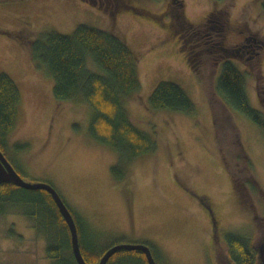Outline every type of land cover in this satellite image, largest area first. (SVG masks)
Returning a JSON list of instances; mask_svg holds the SVG:
<instances>
[{
	"label": "rangeland",
	"instance_id": "obj_1",
	"mask_svg": "<svg viewBox=\"0 0 264 264\" xmlns=\"http://www.w3.org/2000/svg\"><path fill=\"white\" fill-rule=\"evenodd\" d=\"M212 1L190 0L186 20L197 23L191 30L197 29L199 44H183L161 26L160 11L138 16L129 11L115 24L106 12L80 0H0V73L16 82L21 96L17 124L7 138V158L26 182L50 184L58 191L82 225L81 245L87 242L102 252L121 244H145L153 249L157 264H218L210 251L211 224L197 210V198L191 192L197 193V188L214 199L222 241L230 233L251 241L256 220L264 224V197L253 194L249 198L248 208L258 215L255 220L234 194L217 147L209 100L214 80L218 81L224 62L230 60L246 75L252 107L264 112L262 0ZM213 6L219 10L214 14L221 17L224 31L207 32L200 26ZM80 25L119 34L140 58L141 92L124 98V104L135 126L152 138L156 149L126 166L122 180L116 179L112 169L120 163L119 153L90 137L92 107L84 101L58 105L54 79L35 66L27 46L4 33L24 30L36 39L51 31L72 35ZM248 37L253 49L245 56L227 52L237 51ZM188 55L196 57L199 72L192 69ZM215 56L218 64L213 76ZM87 67L107 75L91 57ZM163 81L180 85L196 104L197 113L153 110L150 97ZM232 114L264 189V136L247 116ZM17 144H29V148L19 151ZM237 171L243 175L241 168ZM23 195L36 197L28 192ZM25 212L28 208L21 207L0 215V264H53L46 232L38 230V221L26 218ZM262 231L264 227L258 233L256 229L255 243ZM59 232L51 228L53 244H58ZM62 237L65 240L67 233ZM225 247L226 241L222 252ZM143 262L142 253L129 251L110 264Z\"/></svg>",
	"mask_w": 264,
	"mask_h": 264
},
{
	"label": "trees",
	"instance_id": "obj_2",
	"mask_svg": "<svg viewBox=\"0 0 264 264\" xmlns=\"http://www.w3.org/2000/svg\"><path fill=\"white\" fill-rule=\"evenodd\" d=\"M262 7L264 10V0ZM23 31L4 33L27 46L35 66L44 68L54 79V95L58 105L84 101L92 107L94 115L89 129L90 137L119 153L120 163L112 169L116 179L122 180L124 177L122 171L126 166L138 157L153 153L156 149L152 138L135 126L124 104V98L137 96L142 89L138 53L119 34L87 25L78 26L72 35L51 31L40 34L36 39ZM195 43L199 44L198 41ZM227 52L237 55L236 50ZM188 56L192 69L199 72L198 61L193 56ZM89 57L106 72V76L95 74L88 69ZM216 58L217 56L212 58L213 76L216 74L218 64ZM247 83L246 75L230 60H226L218 81L214 80L213 94L209 100L221 159L231 175L234 186L238 189L241 203L251 212V207L248 208L249 201H246L247 197L243 193V185H247L254 195L259 194L263 197L264 189L255 175L253 162L244 148L241 131L232 111L242 113L251 119L263 136L264 112L252 107L247 94ZM20 100L16 82L7 74L0 73V149L6 156L7 138L16 127ZM259 100L263 104V98L259 96ZM149 104L153 110L178 112L189 116L197 113L196 104L186 91L180 85L169 81H163L157 86ZM16 148L24 151L29 148V144H17ZM239 168L243 175H239L237 171ZM25 192L33 193L36 197H24ZM21 207L28 208L24 216L38 221L35 223L36 228L38 230L42 228L46 232V238L50 242L47 252L53 264H77L73 252L71 255L66 254L67 249L72 250L70 231L52 196L44 190L32 191L12 184L0 185V215ZM73 216L80 237L82 225L80 226L79 219L74 214ZM53 227L62 233L59 235L58 244L51 242ZM63 232L67 233L65 239L67 241L63 240ZM226 240L230 257L235 264H256V252L249 241L236 234H229ZM107 250L94 251L87 242L84 246L81 245L87 264H99ZM122 252L129 251L117 253L108 264ZM143 260L144 264H148L144 254Z\"/></svg>",
	"mask_w": 264,
	"mask_h": 264
},
{
	"label": "flooded vegetation",
	"instance_id": "obj_3",
	"mask_svg": "<svg viewBox=\"0 0 264 264\" xmlns=\"http://www.w3.org/2000/svg\"><path fill=\"white\" fill-rule=\"evenodd\" d=\"M80 1H82L84 4H87L96 11L106 12L110 16V19L111 17L114 19L113 23L115 24L119 22V18L121 16L129 15V11H134L136 13L134 15L136 16L151 14L153 13L152 11H160L159 13L160 15H158V18L160 19L161 26L166 27L170 31V33H173V37L177 36V38L180 39L183 44H187L192 41L197 42V29L195 32L191 30L193 28H197V23L194 24L187 22L186 14H185V11H187L188 6L191 5L190 0H80ZM144 3H148V4L144 5ZM215 4H217V2ZM151 5H155V8L151 9ZM214 11H219V10L216 9L215 6H213L210 12L204 17L203 23L200 26L206 27L205 30L207 32L218 31V28L224 31L226 29L225 25H223L221 17L215 16ZM205 30L203 32H205ZM199 34H202V32H200ZM251 42L252 40L249 39L248 37L246 38L245 42L239 46V49H237V53L240 57L245 56L247 53L250 52V50L253 49V45L250 44ZM232 187L234 189V194L238 198L239 203H241L237 192L238 189L237 187L234 186L233 180H232ZM243 189H244L243 193L247 197L246 201H249V198L253 196V193L250 192L249 187L247 185H243ZM191 192L197 198V210L199 211V213L200 212L203 213L206 216V219L211 224L210 251H214L216 255V251L218 250V248L222 247V243L225 241L227 244V240L222 241L221 239L222 224H221V219L219 217V213L217 212L215 207L214 199L210 195H207L204 191L198 188H197V193H195L194 191ZM243 193L242 196L244 197ZM251 212L254 215V219L256 220V218H258V215H256L255 210L252 209ZM257 221L258 220H256L255 222L254 237L251 239V241L249 240L252 245V248L254 249L256 244L255 243L256 229L258 233L259 229H262L264 225L261 222L259 221L257 222ZM258 225L260 226V228ZM230 234H234V233H230ZM225 248H226V252L229 254L228 246ZM151 250L153 253L152 248ZM255 252L257 257L258 254L256 249Z\"/></svg>",
	"mask_w": 264,
	"mask_h": 264
},
{
	"label": "water",
	"instance_id": "obj_4",
	"mask_svg": "<svg viewBox=\"0 0 264 264\" xmlns=\"http://www.w3.org/2000/svg\"><path fill=\"white\" fill-rule=\"evenodd\" d=\"M2 184H12L24 190H44L48 192L55 201L60 211V214L62 215L69 228L72 252L77 264H87L81 251L79 231L76 220L69 207L66 205L61 195L58 193V191L50 184L26 182L19 175L14 166L8 160L7 156L0 149V185ZM255 249L257 250L258 254L256 264H264V231H262V234L259 236V238H257ZM121 251L141 252L146 256L148 264H157L152 253L151 247L145 244H121L114 246L105 252V254L100 259L99 264H108L110 259ZM216 259L218 264H235L230 255L225 250L224 252H222L221 247L218 248V250L216 251Z\"/></svg>",
	"mask_w": 264,
	"mask_h": 264
}]
</instances>
